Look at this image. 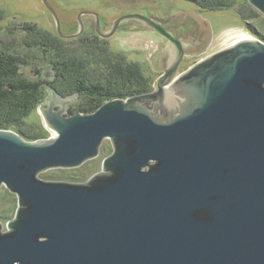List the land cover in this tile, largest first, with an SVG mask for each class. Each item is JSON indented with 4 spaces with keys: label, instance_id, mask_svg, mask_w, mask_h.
Instances as JSON below:
<instances>
[{
    "label": "water",
    "instance_id": "95a60500",
    "mask_svg": "<svg viewBox=\"0 0 264 264\" xmlns=\"http://www.w3.org/2000/svg\"><path fill=\"white\" fill-rule=\"evenodd\" d=\"M264 15V0H247ZM110 38L128 21L165 38L163 75L153 91L115 99L89 115H68L49 84L39 107L48 139L26 141L0 130V188L16 196L3 231L0 264H264V43L237 40L202 55L211 38L178 39L156 19L133 14L100 30ZM200 24L204 21L193 16ZM112 153L85 183L47 182L49 170H71Z\"/></svg>",
    "mask_w": 264,
    "mask_h": 264
},
{
    "label": "trees",
    "instance_id": "16d2710c",
    "mask_svg": "<svg viewBox=\"0 0 264 264\" xmlns=\"http://www.w3.org/2000/svg\"><path fill=\"white\" fill-rule=\"evenodd\" d=\"M183 1L211 12L226 11L238 5L236 14L245 23L249 35L264 43V30L251 22L259 12L247 0L245 3L241 0ZM5 19L6 12L0 8V23ZM11 30L12 36L16 31L21 32L18 45L3 41L0 27V130L13 131L29 142L49 138L42 125L39 131H26L23 127L24 120L46 99L45 84L64 98L75 96L68 115H89L111 100H126L153 91V81L143 68L128 62L123 54L111 51L107 40L95 32L63 39L56 32L42 30L33 23H15ZM38 62L52 71L50 82L28 78L22 73V67H31L41 74L37 70ZM5 194L13 197L6 190ZM15 211H2L0 219H13Z\"/></svg>",
    "mask_w": 264,
    "mask_h": 264
},
{
    "label": "rangeland",
    "instance_id": "374dc122",
    "mask_svg": "<svg viewBox=\"0 0 264 264\" xmlns=\"http://www.w3.org/2000/svg\"><path fill=\"white\" fill-rule=\"evenodd\" d=\"M47 1L55 11L60 22L61 31L65 36H72L78 32V17L82 12L97 14L99 16L100 30L104 34L110 32L107 25L121 17L133 14L156 19L162 25H167L166 29L171 30L176 36L186 38V36L191 35L193 41H203L207 35L205 27L208 26L212 39L206 51L202 55L195 56L189 60L182 70L192 66L194 61L233 44L238 38H229L230 33L243 31L249 35V32L245 29V23L236 14L238 5L226 11L211 12L200 10L194 4L183 0ZM245 2L247 1L241 0V3ZM0 8L6 12V19L0 23V27L2 29L1 38L7 43L12 41L18 45L20 42L21 32H14L13 36L10 33L12 32L11 27L15 23H33L42 30L53 34L56 32L54 19L42 0H0ZM193 16H198L204 22L200 24ZM81 21L84 26L81 35L88 36L94 33L95 20L93 18L82 16ZM251 22L259 27L260 30H264V15L258 13ZM262 33L264 34V32ZM159 39L155 34L148 32L143 25L128 21L121 24L116 32L106 40L111 51L123 54L128 62L140 65L144 72L154 81L157 75L152 73L149 57L154 53ZM17 50L21 52L20 48H17ZM33 53H30V56ZM37 70L41 74L34 72L31 67H22L21 71L26 77L40 79L43 82H50L53 79V73L47 65L38 62ZM75 99L66 103L68 108L74 104ZM41 125L43 126L40 110L37 108L24 120L23 127L26 128V131H39ZM48 134L50 138L52 133L48 131ZM111 153V142L105 140L97 158L86 162L76 169L46 171L39 175V179L47 182L85 183L93 175L102 171L103 161ZM5 190V188H0V213L7 209H11L14 212L17 205L16 196L10 193L13 197H7ZM11 220V218L0 219L4 232L7 231V224Z\"/></svg>",
    "mask_w": 264,
    "mask_h": 264
},
{
    "label": "flooded vegetation",
    "instance_id": "af4514ba",
    "mask_svg": "<svg viewBox=\"0 0 264 264\" xmlns=\"http://www.w3.org/2000/svg\"><path fill=\"white\" fill-rule=\"evenodd\" d=\"M166 26L167 25H165V24L163 25V27L165 29H166ZM94 29H95V27H94ZM166 30L169 31V32H171L172 34H174L171 30H169V29H166ZM147 31L148 32H151L152 34H155L157 37L160 38L156 49H154V53L151 54L150 57H149V62H150V65H151L152 73L155 74V75H157L156 79L153 81V84H154V82L160 76L163 75L162 69L164 68L165 63L167 64V61L166 60L168 58L167 57V54H166V51H170L171 49H173V46L165 38H163L162 36H160V35L152 32V31H149V30H147ZM176 37L178 39H188V38H191V35L186 36V38L179 37V36H176ZM193 57H195V55L185 57V59L180 64V67H179L180 71H185L186 69L189 68L188 67L185 70H182L183 66L186 65L188 63V61L191 60ZM197 61H199V60H197ZM197 61H194L193 64L196 63Z\"/></svg>",
    "mask_w": 264,
    "mask_h": 264
},
{
    "label": "bare ground",
    "instance_id": "6f19581e",
    "mask_svg": "<svg viewBox=\"0 0 264 264\" xmlns=\"http://www.w3.org/2000/svg\"><path fill=\"white\" fill-rule=\"evenodd\" d=\"M231 37H237L238 38L237 40H248L249 39L248 34H246L243 31H238V32H235V33H230L229 34V38H231Z\"/></svg>",
    "mask_w": 264,
    "mask_h": 264
}]
</instances>
